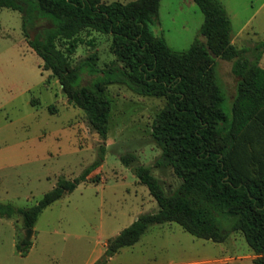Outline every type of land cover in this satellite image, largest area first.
I'll return each mask as SVG.
<instances>
[{
    "label": "trees",
    "instance_id": "16d2710c",
    "mask_svg": "<svg viewBox=\"0 0 264 264\" xmlns=\"http://www.w3.org/2000/svg\"><path fill=\"white\" fill-rule=\"evenodd\" d=\"M194 1L204 14L200 36L187 50L175 51L151 27L158 20L161 0H0V8L24 14L23 31L42 58L43 68L86 112L90 128L103 140L100 160L81 175L73 180L61 177L30 207L0 202L1 216H19L23 228H34L43 210L79 183L101 180L100 173H90L100 167L106 151L113 108L108 86L123 83L139 95L164 99L151 127L162 150L157 164L172 167L182 183L167 193L151 167L137 164L133 152L122 154V161L133 166L159 209L140 215L110 238L93 264H106L123 247L138 242L151 225L173 222L195 237L214 242H226L232 232H239L255 254L252 264H264V67L259 63L264 42L256 45L251 58L249 49H239L232 41L224 4ZM39 19H48L53 26L32 39L29 30ZM88 29L112 35L111 51L121 63L118 68H99L96 53L72 64L70 56L83 42L79 34ZM217 58L231 61L238 77L229 112ZM86 70L94 76L87 83ZM31 246L32 240L23 238L17 249L25 255Z\"/></svg>",
    "mask_w": 264,
    "mask_h": 264
},
{
    "label": "rangeland",
    "instance_id": "374dc122",
    "mask_svg": "<svg viewBox=\"0 0 264 264\" xmlns=\"http://www.w3.org/2000/svg\"><path fill=\"white\" fill-rule=\"evenodd\" d=\"M220 1L231 20L232 41L239 49H249L247 55L254 58V48L264 42V0ZM23 15L0 8V202L19 208L35 204L61 177L73 180L99 161L103 142L90 128L86 112L43 68L42 58L27 42ZM203 21L194 0H161L158 20L151 27L173 50L184 51L200 36ZM52 26L50 20L39 19L29 32L36 36ZM79 38L83 42L70 56L72 64L96 53L99 68L121 65L111 51V34L88 29ZM59 46L66 48L62 42ZM261 53L259 63L264 67V48ZM232 66L217 58L227 112L238 81ZM83 78L87 83L94 76L86 70ZM108 91L113 108L106 151L100 167L90 173H100L101 180L81 182L45 208L25 255L17 249L26 238L22 219L0 215V264H93L110 238L140 215L157 211L158 202L138 181L133 166L122 161V154L133 152L137 164L151 167L167 193L182 183L172 167L157 164L162 150L151 127L164 99L139 95L123 83L110 84ZM254 256L239 232H232L226 242H214L173 222L151 225L138 242L123 247L106 264H252Z\"/></svg>",
    "mask_w": 264,
    "mask_h": 264
},
{
    "label": "water",
    "instance_id": "95a60500",
    "mask_svg": "<svg viewBox=\"0 0 264 264\" xmlns=\"http://www.w3.org/2000/svg\"><path fill=\"white\" fill-rule=\"evenodd\" d=\"M31 38L32 39L35 38L34 34H31ZM33 232H34L33 228L26 229V239L27 240L31 239Z\"/></svg>",
    "mask_w": 264,
    "mask_h": 264
},
{
    "label": "crops",
    "instance_id": "0c3cea01",
    "mask_svg": "<svg viewBox=\"0 0 264 264\" xmlns=\"http://www.w3.org/2000/svg\"><path fill=\"white\" fill-rule=\"evenodd\" d=\"M107 244V243H106ZM106 248V247H105ZM105 251V250H104ZM255 257V256H254Z\"/></svg>",
    "mask_w": 264,
    "mask_h": 264
}]
</instances>
